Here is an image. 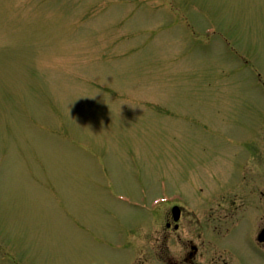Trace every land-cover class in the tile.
Returning <instances> with one entry per match:
<instances>
[{"label": "rangeland", "instance_id": "374dc122", "mask_svg": "<svg viewBox=\"0 0 264 264\" xmlns=\"http://www.w3.org/2000/svg\"><path fill=\"white\" fill-rule=\"evenodd\" d=\"M259 191L264 0H0V264H261Z\"/></svg>", "mask_w": 264, "mask_h": 264}, {"label": "flooded vegetation", "instance_id": "af4514ba", "mask_svg": "<svg viewBox=\"0 0 264 264\" xmlns=\"http://www.w3.org/2000/svg\"><path fill=\"white\" fill-rule=\"evenodd\" d=\"M253 193H254V195L256 194L254 190H253ZM259 194H260V198H261L260 200L264 199V191H259ZM174 206H176V205H174ZM167 214H168V218H166L165 226H164L166 228L165 232H170L171 235H174V234L178 233L180 230V226L182 225L183 219H184V213L182 211V217H181V220L179 222H175L174 217L172 215L171 208H170V211H167ZM262 230H264V228H262ZM163 241H165V240L163 239ZM204 241H206V240H203L204 244H201L202 248H200V249L198 247H195L194 246L195 244H193V242H190L189 245L187 246L186 252L184 253V256L181 260H179V258L174 259L171 257H167V258L163 259V262L165 264H227L223 260L222 248H219V246H216L214 248V250L211 251L210 249H206L207 245H206V242H204ZM255 244H257L258 248L260 249V252H264V244H260L257 241ZM201 249H202V252H201ZM164 252L165 251L163 250L162 253H164ZM200 252H201L200 255L202 257L200 258V261H197V260H199L198 255ZM263 257H264V254H263ZM208 259H210V261H208Z\"/></svg>", "mask_w": 264, "mask_h": 264}, {"label": "bare ground", "instance_id": "6f19581e", "mask_svg": "<svg viewBox=\"0 0 264 264\" xmlns=\"http://www.w3.org/2000/svg\"><path fill=\"white\" fill-rule=\"evenodd\" d=\"M168 208V207H167Z\"/></svg>", "mask_w": 264, "mask_h": 264}]
</instances>
